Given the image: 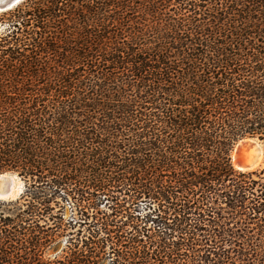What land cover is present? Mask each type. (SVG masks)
I'll list each match as a JSON object with an SVG mask.
<instances>
[{
  "label": "trees",
  "instance_id": "obj_1",
  "mask_svg": "<svg viewBox=\"0 0 264 264\" xmlns=\"http://www.w3.org/2000/svg\"><path fill=\"white\" fill-rule=\"evenodd\" d=\"M243 138L264 150V0L0 12V173L23 182L0 199V264H264Z\"/></svg>",
  "mask_w": 264,
  "mask_h": 264
},
{
  "label": "water",
  "instance_id": "obj_2",
  "mask_svg": "<svg viewBox=\"0 0 264 264\" xmlns=\"http://www.w3.org/2000/svg\"><path fill=\"white\" fill-rule=\"evenodd\" d=\"M23 0H4L0 2V12L7 11L17 6ZM245 141L242 148H238V142ZM231 151V162L236 161L237 170L249 171L255 170L263 162L264 150L259 140L255 138H243L238 141ZM252 151V152H250ZM5 176L0 178V199H12L16 196V192L13 189V181L18 179L16 174L5 172L0 173ZM20 193V192H19Z\"/></svg>",
  "mask_w": 264,
  "mask_h": 264
},
{
  "label": "rangeland",
  "instance_id": "obj_3",
  "mask_svg": "<svg viewBox=\"0 0 264 264\" xmlns=\"http://www.w3.org/2000/svg\"><path fill=\"white\" fill-rule=\"evenodd\" d=\"M24 1L25 0H23L19 4L23 3ZM263 161H264V158H263ZM2 173H5V172H2ZM17 182H18V184L20 183V185L22 187L21 191H20V193H21L23 190V182L21 180H19V178H18ZM20 193H18V194L16 193V196L12 197V199H16ZM5 200H11V199H5ZM62 203H63V210H64L63 211L64 218H70L72 216V213H73V202L70 199H66V200H63ZM65 238H66V236H63L60 239H58L55 243L50 244V247L48 248V250L45 253V257H51L52 258L54 256H60L63 253V249L65 246Z\"/></svg>",
  "mask_w": 264,
  "mask_h": 264
},
{
  "label": "bare ground",
  "instance_id": "obj_4",
  "mask_svg": "<svg viewBox=\"0 0 264 264\" xmlns=\"http://www.w3.org/2000/svg\"><path fill=\"white\" fill-rule=\"evenodd\" d=\"M4 0H0V2H3ZM244 142L245 141H241V142H238V148H242L243 146H244ZM250 152H252V151H250ZM233 167H236V161H233ZM5 175L4 174H1L0 175V178H2V177H4ZM18 179H16V180H14L13 181V189L15 190V192L18 194L20 191H21V185H20V183L18 184Z\"/></svg>",
  "mask_w": 264,
  "mask_h": 264
}]
</instances>
